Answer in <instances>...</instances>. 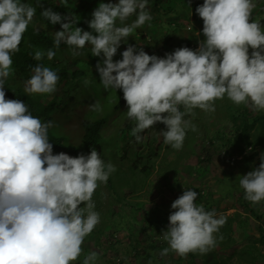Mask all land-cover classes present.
I'll list each match as a JSON object with an SVG mask.
<instances>
[{
	"label": "clouds",
	"instance_id": "1",
	"mask_svg": "<svg viewBox=\"0 0 264 264\" xmlns=\"http://www.w3.org/2000/svg\"><path fill=\"white\" fill-rule=\"evenodd\" d=\"M254 7V0H204L196 13L203 20L206 39L196 50L177 48L161 58L129 45L119 61L113 57L121 42L152 20L148 0L101 2L89 22L97 35L51 8L41 15L63 29L55 32L56 50L63 42L77 56L89 44L93 56L103 57L96 65L101 83L106 90L123 91L127 116L135 122L130 134L137 143L143 140L140 133L159 122L167 126L160 132L164 142L180 150L187 130H198L185 119L196 108L214 112L215 101L226 96L236 105L264 111V24L252 19ZM35 15L36 7L22 0H0V264H72L100 223L92 200L98 182L106 183L116 168L95 148L77 157L53 154L48 132L54 122L34 117L19 99H6L12 55L19 51ZM133 15L136 19L127 23ZM55 55L53 48L35 50L33 59L52 60ZM59 79L56 71L37 63L24 92L52 94ZM91 83L84 79L85 86ZM89 107L102 111L99 101ZM260 159L258 168L238 177L244 198L253 204L264 201V154ZM197 198L196 191L184 190L172 203L170 225L162 235L169 247L161 256L169 251L180 256L205 254L216 245L214 233L225 218L215 210L206 211ZM97 260L93 251L82 264Z\"/></svg>",
	"mask_w": 264,
	"mask_h": 264
},
{
	"label": "trees",
	"instance_id": "2",
	"mask_svg": "<svg viewBox=\"0 0 264 264\" xmlns=\"http://www.w3.org/2000/svg\"><path fill=\"white\" fill-rule=\"evenodd\" d=\"M90 1L22 0V2L36 7V15L24 33L23 42L19 45V51L13 55L12 67L14 70L10 74L16 78L13 80L17 86L7 89L6 99L21 100L27 104L29 111L34 117L44 122L52 120L51 115L56 108V104L53 101L46 103L41 97L26 94L24 92L25 82L30 79L32 67L37 63H42L44 66L51 68L57 73L60 72L63 75H65L66 71L58 69L59 62L56 60V56L50 61L46 60V57L40 62L33 59L35 50H43L45 52L49 48L56 50L54 48V38L47 31L39 29L40 24H52L41 15V12L47 8H51L54 12H58L62 16H72L77 11L76 7L82 10L85 4ZM203 3L204 0H192V3L190 0H148V10L150 11L152 7L159 12L156 18L152 16L151 23L157 24L156 22L161 17L160 13H163V16H166V23L170 27L166 30L159 31V34L163 36L159 41H157L156 35L150 32L152 39L148 41L150 43L152 40H154V43L156 41L150 49L156 52V47L159 46L161 48V54L157 56L161 58H164L166 53L174 52L177 48L188 47L196 50L199 47V41L206 39L203 35V20L196 13V8ZM254 3L255 7L252 10V19L264 24V0H254ZM39 4L42 7H39ZM190 5L193 8H191V13H188L186 8ZM183 7H185V12L180 10ZM191 16L193 18L192 26L187 31L183 20L190 21ZM129 19L135 20L136 16L133 15ZM58 26L61 25L58 24ZM147 29V25L137 29L135 38L139 42H148L145 38ZM250 49L249 54H251ZM214 106V112H205L196 108L193 110L192 115L185 117V119L191 120L197 126L198 130L195 132L190 129L187 130L183 147L180 150H175L171 145L164 142V138L160 135V132L164 131L166 125L159 122L151 127L150 131L147 130L140 133L143 137L142 142L137 143L134 136L132 137L131 145H127L126 141L119 138L113 140V145H118V148L115 149L117 152H113V155L117 157L113 156L112 159L113 165L117 167V174H111L105 183V211L108 218H105V230L103 229L104 227H100L96 231L93 230L85 238L82 244L83 251L81 256L77 261L72 262V264H82L84 257L87 255L84 254L86 253L84 249L85 242L92 238L95 240L96 245L99 246L104 232L106 236V231L110 227L114 228V232L128 229L130 236L133 238L131 245L133 251H138L139 248H142L146 261L149 262L151 260L152 264L156 262L165 264L163 256L162 259L158 258L161 256L160 252L168 247V243L167 241H162L154 237L161 236L160 231L167 226V219L164 218L166 211H163L160 207L146 210L144 205H140V207L134 210L131 217L115 221L113 219V210L120 205H124L129 198L140 199V196L146 192L148 181L158 167V174L160 173L159 176L164 181H169V177L172 174H179L181 162L183 160H189L197 153L196 145L203 137H208L213 134V142H211L213 145L232 148L239 155H246L248 149L255 152L258 149L264 148V111H254L250 106L243 104L236 105L226 96L222 100H216ZM181 110L183 111L182 106ZM106 124L102 120L97 122H83L84 144L88 154L95 148L100 153L102 159L104 153L102 134ZM226 124L230 127L226 126ZM48 135L50 143L53 144V154L63 152L71 157H77L84 153L82 149L77 147L66 146L62 139L51 136L49 132ZM160 136L162 137L161 140L159 139ZM121 141L123 147L119 150ZM256 158V154H252L247 158L241 171V176L246 174L249 166L256 165V162H258ZM117 161L120 165L126 161L128 163L131 161V163L127 165L126 170H123L121 166L117 165ZM158 161L161 162L158 164ZM105 163L107 162L105 161ZM196 172L198 178L201 179L206 175V172L200 168ZM202 188L190 187L186 190H194L198 193L196 203L198 205L203 204L206 211L215 210L218 213V202L235 196L237 192H241L242 194V207L247 209L250 207V202L244 198V190L240 187L238 178L234 180L232 178L225 179L220 189V199H213L212 196L204 193ZM249 210L253 214H258L255 208ZM141 214L142 218L140 221L138 218ZM223 217L226 221L225 224L220 227L217 233H214L217 241L216 245L205 254L199 252L188 253V257L192 260L191 263L193 264L196 260L201 259L205 264H264V224L261 227L259 237H249L247 243L241 249H237L236 245L239 240L236 238V226L239 225L245 230L247 222L238 218ZM258 220H263V217L260 215ZM151 229H153L154 234L149 233ZM139 235L142 238H139ZM221 236L223 237L222 240L220 239ZM113 249L114 247L112 246L109 251H114ZM233 249L235 250L230 257H226L223 254L220 255L222 252H228ZM87 253L89 252L87 251ZM105 264L107 263L105 262Z\"/></svg>",
	"mask_w": 264,
	"mask_h": 264
},
{
	"label": "rangeland",
	"instance_id": "3",
	"mask_svg": "<svg viewBox=\"0 0 264 264\" xmlns=\"http://www.w3.org/2000/svg\"><path fill=\"white\" fill-rule=\"evenodd\" d=\"M190 1L192 3V0ZM101 2L118 3L119 0H91L89 3L85 4L82 10L76 7V13H73L71 16L75 21H78L74 26L80 27L85 31L92 32L93 35H97V33L93 32V30L89 27V22L93 18V11ZM191 8H193L192 5L187 6L186 9L188 13H191ZM180 10L185 12V7L180 8ZM158 13L159 12L157 10L151 7V16L156 18ZM160 14L161 17L160 20L156 22L157 24H152V21L145 23V26L147 25L148 27L147 30H149H146L145 33L147 41L152 39L150 32L154 33L157 41H159L163 37L162 34H159V31L170 28L169 24L166 23V16H163V13ZM132 21H134V19H128L127 23H131ZM183 22L185 24V29L189 31L192 26L191 23L193 22L192 16L190 17V21L183 20ZM39 29L47 31L53 38L55 36V32L63 30L61 26H58V24H40ZM136 34L137 29L134 30V32L125 39V41L121 42V46L118 49L116 56L113 57L114 61L122 60V53L129 45L137 48L142 47L149 55L161 54V48L159 46L156 47V52H153L150 49L156 41L155 43L154 40H152L151 43L150 41L146 43L139 42L135 38ZM55 51V58L59 62L58 69L66 71L65 75L60 72L57 73L60 79L57 84V90L54 93L33 94L41 97L46 103L53 101L56 104V108L51 115V121L54 122V127L49 129V133L53 137L62 139L66 146L77 147L84 151V155H89L84 144L83 122H97L102 120L107 123L102 134V144L104 147L103 160L113 164V152H117L115 149L118 148V145H113V140L119 138L126 141L127 145H131L133 136L130 133L131 129L135 126V122L130 120L127 116L126 112L128 111V106L123 98V91L116 90L114 88L106 90L103 87L100 80V74L96 69L97 63H101L103 57L93 56L91 45L86 44L83 49H79L78 51L80 54L77 56H73V49L63 42L60 45V50ZM250 51L252 50L250 49ZM46 60H48L47 57ZM13 70L14 69L12 67L11 72ZM86 78L92 81V83L88 86H85L84 84V79ZM13 79L16 78L10 74L5 81V93L7 89L17 86ZM96 101L100 102L102 111H93L89 107ZM226 126L229 125L226 124ZM147 130L150 131L151 128L144 131ZM166 130L167 126L164 128V131ZM212 137L213 134L208 137L201 138L196 145L197 153L189 160H183L180 164L179 174L170 175L169 181L162 180L161 176H159L160 173L158 174V167L156 172L148 181L146 192L140 196V199L129 198L124 205H120L115 208L113 210V219L115 221H120L124 218L131 217L134 210L140 207V205H144L146 210L160 207L163 211H166L164 218L167 219V226L160 231L161 236H155L154 238L165 241L162 235L164 231H167L170 225L169 216L173 212L171 205L183 194L184 190L190 187H203L202 189L204 193L212 196L213 199H220V189L225 179L232 178L234 180L241 176L240 174L244 164L247 161V158L252 154H256V161L258 162H256V165L253 164L252 166H249L246 174L259 167L261 163L260 157L261 154H264V148L256 150L257 153H255L256 151L254 152L253 150L248 149L246 155H239L236 154L232 148H225L221 145H213L211 143L213 142ZM159 139L161 140L162 137L160 136ZM122 147L123 144L121 141L119 150H121ZM160 162L161 161H158V164ZM129 163H131V161H129ZM129 163L126 161L120 165L117 161V165L121 166L123 170H126ZM115 168L117 167L115 166ZM199 168L206 172V175H204L202 179L197 176L198 174L196 170ZM114 173L117 174L116 171L112 174ZM241 196V192H237L235 196L228 197L223 201L218 202L219 206L217 213L218 217L221 215L228 216L230 218H238L247 222L245 230L239 225L236 226V238L239 240L236 245L237 249H241L247 243L249 237H259L261 227L264 224V201L257 204L250 202L249 209L252 210L255 208L258 213L253 214L249 209L242 207L243 201ZM92 200L95 203L94 210L100 214V223L94 228V230L96 231L100 227H104L103 229L105 230V218L108 219L105 211V183L98 182V187L93 194ZM83 206L84 205L82 204L81 207ZM260 215L263 217V220H258ZM141 218L142 214L138 220L141 221ZM113 232V227L108 228L106 236L104 232V236L101 239L99 246L96 245L95 240L92 238L91 240L86 241L84 248L86 253L84 254H90L93 251L98 253L99 260L97 261V264H105V262L107 264H149V262L144 258L145 253L142 248H139L138 251L132 250L131 245L133 243V238L130 236L128 229ZM149 233L154 234L153 229H151ZM139 238H142V236L139 235ZM112 246L114 247V251H109ZM234 250L235 249L228 252H222L220 255L223 254L226 257H230ZM87 251L89 253H87ZM158 259H162V256H159ZM163 259L165 260V264H192V260L188 257V254L181 257L173 251L169 252L167 256H163ZM159 263L160 262H156L153 264ZM193 264L205 263L203 260L198 259Z\"/></svg>",
	"mask_w": 264,
	"mask_h": 264
}]
</instances>
